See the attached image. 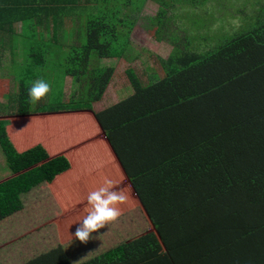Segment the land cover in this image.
I'll use <instances>...</instances> for the list:
<instances>
[{"label":"trees","instance_id":"16d2710c","mask_svg":"<svg viewBox=\"0 0 264 264\" xmlns=\"http://www.w3.org/2000/svg\"><path fill=\"white\" fill-rule=\"evenodd\" d=\"M147 1L156 5L153 35L168 54L147 83L128 68L129 86L121 87L136 95L162 83L179 92L168 109L118 123L109 112L120 113L126 100L94 110L118 75L103 61L129 59ZM0 44L13 52L15 104L7 111L93 113L151 227L148 241L130 238L88 262H71L61 243L25 264H264V0H0ZM217 64L224 73L212 76ZM37 77L50 92L35 104L27 87ZM44 100L58 105L47 112ZM168 110V122L157 120ZM9 126L0 120L11 172L0 180V221L24 210L25 194L70 169L42 144L18 151Z\"/></svg>","mask_w":264,"mask_h":264},{"label":"crops","instance_id":"0c3cea01","mask_svg":"<svg viewBox=\"0 0 264 264\" xmlns=\"http://www.w3.org/2000/svg\"><path fill=\"white\" fill-rule=\"evenodd\" d=\"M21 27L22 24L17 26V32ZM65 27L68 35H73L69 22H66ZM13 39L16 45L22 44L23 37L20 35ZM15 52L18 55L22 53L17 49ZM12 58V49L0 44V120L10 121L7 132L18 151L23 153L42 144L51 156L64 155L70 162V169L57 176L52 183L34 188L25 194L22 197L24 210L0 221V264H25L43 250L61 243L68 244L65 250L67 255H70L71 262H88L130 238L142 237V243L148 241L145 238V233L151 231L148 219L133 195L126 176L93 113L88 111L56 115L40 113L21 117L14 114L15 110L10 113L7 111V108L15 104L13 99L9 101L7 84L14 75ZM259 64L258 58L251 68H258ZM212 70H214L212 76L223 72L219 64ZM262 71L264 72V69L260 72ZM227 72L232 76L236 74L229 70ZM250 81L248 79L247 86L251 84ZM130 89L119 87L120 91H116V100L108 103L107 89L103 99L94 104L95 112L109 111L110 107L123 100L127 102L129 100L120 113L109 112V116L115 122H128V119L132 117L137 119L141 113L156 108L168 109L169 105L176 104L172 94L179 92L178 89L173 90L162 83L136 95L133 89L131 91ZM65 92L68 93L67 86ZM169 111L158 115L157 120L168 122ZM144 129L140 126L138 133L148 134ZM2 158L0 152V175L7 174L0 180L11 174L1 162ZM105 178L112 181L113 188L124 191L127 199L118 205L120 214L114 221L92 233L87 242L81 243L72 237V233L88 211L86 195L88 191L100 186ZM97 233L102 235L98 236Z\"/></svg>","mask_w":264,"mask_h":264},{"label":"rangeland","instance_id":"374dc122","mask_svg":"<svg viewBox=\"0 0 264 264\" xmlns=\"http://www.w3.org/2000/svg\"><path fill=\"white\" fill-rule=\"evenodd\" d=\"M155 10L156 5L154 3L152 4L150 1L145 3V6L143 7L131 31L132 47L131 51L128 53L129 59H107L103 61L104 66L114 67L118 71V75L114 77L112 83L108 87V92L106 94V96H108V99L106 100L107 103L108 101L113 102L116 100V91L119 87L123 86L122 83L126 84L125 86L127 87L129 86L128 82H126L127 75L125 74V71L128 68L134 69L135 73L143 83L148 82V76L150 73H161L162 69L158 57L165 58L168 54V47L165 46L166 44L164 41H159L158 38L153 35L154 30H152L151 27L153 22H150L149 19L154 14ZM70 31L72 32V28H70ZM7 84H9V101H12V95L16 91L13 77L9 79ZM68 85L69 83L66 85L69 88ZM120 90H118V92ZM65 101H67V99ZM37 103H39V101H37ZM45 103L48 104V106L45 107L47 112L53 108L54 105H58V103H54L49 100L48 103L47 100H44L42 104ZM34 107L36 108L37 106L35 105ZM53 128H55V126H53ZM0 152L2 154L1 148ZM1 162L4 163L3 158ZM6 174L7 173H1L0 178L4 177Z\"/></svg>","mask_w":264,"mask_h":264},{"label":"clouds","instance_id":"9594fccd","mask_svg":"<svg viewBox=\"0 0 264 264\" xmlns=\"http://www.w3.org/2000/svg\"><path fill=\"white\" fill-rule=\"evenodd\" d=\"M50 92V83L42 77L32 80L27 87L29 102L35 103ZM127 199L124 191L112 187V181L105 178L103 183L88 191L87 213L77 224L72 237L81 243L87 242L91 234L114 221L120 214L119 204ZM97 235H102L97 233Z\"/></svg>","mask_w":264,"mask_h":264}]
</instances>
